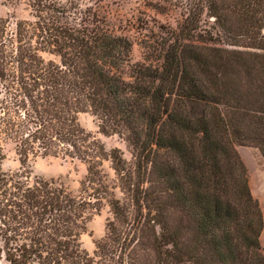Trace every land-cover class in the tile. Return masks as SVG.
<instances>
[{
    "label": "trees",
    "instance_id": "16d2710c",
    "mask_svg": "<svg viewBox=\"0 0 264 264\" xmlns=\"http://www.w3.org/2000/svg\"><path fill=\"white\" fill-rule=\"evenodd\" d=\"M7 1L33 19L0 16V264H264L263 211L237 149L264 158V0H161L181 18L158 22L142 62L112 20L122 0ZM82 113L132 158L106 149ZM9 144L23 164L85 162L79 194L6 172ZM105 205L90 252L82 238Z\"/></svg>",
    "mask_w": 264,
    "mask_h": 264
},
{
    "label": "rangeland",
    "instance_id": "374dc122",
    "mask_svg": "<svg viewBox=\"0 0 264 264\" xmlns=\"http://www.w3.org/2000/svg\"><path fill=\"white\" fill-rule=\"evenodd\" d=\"M92 0H84L90 4ZM94 1V0H93ZM105 1V0H103ZM109 1V0H108ZM161 0H122L120 5L114 3L112 6V20L119 30L127 32L134 41L132 58L133 62L144 60L145 41L151 40L158 35V22L175 26L180 20L181 14L178 10L168 8L159 10ZM0 16L9 17L12 26L18 19H33L30 9L25 3L12 4L7 0H0ZM150 21L147 30H140L139 21ZM210 21L204 26L210 27ZM46 57H49L46 55ZM80 122L83 127L95 138L101 140L106 149L118 147L123 152V156L130 160L132 158L125 140L118 134L105 135L100 132L99 121L91 113H82ZM247 168L250 187L254 197L259 201L264 216V158L260 150L253 145H239L237 147ZM7 158L3 162V169L8 173H17L24 170H31L30 179L36 178L55 179L74 193L79 194L81 181L87 175V164L78 158L68 156H33L30 155L28 161L23 164L20 155L14 149L13 144L7 146ZM103 170L107 174L111 183H114L115 172L111 167L110 161L103 162ZM118 197L123 193L119 188L115 189ZM112 217L109 205H105L99 214L94 215L88 224V231L83 235V246L93 252L95 242L101 239L105 232L108 219ZM264 248V230L261 236Z\"/></svg>",
    "mask_w": 264,
    "mask_h": 264
}]
</instances>
